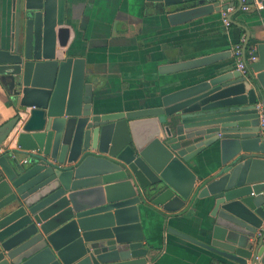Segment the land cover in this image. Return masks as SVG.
I'll return each instance as SVG.
<instances>
[{
  "label": "water",
  "instance_id": "obj_1",
  "mask_svg": "<svg viewBox=\"0 0 264 264\" xmlns=\"http://www.w3.org/2000/svg\"><path fill=\"white\" fill-rule=\"evenodd\" d=\"M149 1L170 26L227 7ZM233 15L244 72L220 64L228 50L163 64L162 75L196 72L118 109L66 47V0H10L0 86L15 114L0 125V146L9 139L17 150L0 154V264H150L141 211L182 216L193 197L204 201L200 238L169 234L203 248L210 264H264V43L248 63L250 33ZM204 152L219 157L206 177L190 165Z\"/></svg>",
  "mask_w": 264,
  "mask_h": 264
},
{
  "label": "crops",
  "instance_id": "obj_2",
  "mask_svg": "<svg viewBox=\"0 0 264 264\" xmlns=\"http://www.w3.org/2000/svg\"><path fill=\"white\" fill-rule=\"evenodd\" d=\"M232 2L219 6H233ZM237 6L230 13L234 21L248 29L257 53L258 45L264 43V0H251L247 11L239 10L235 15ZM221 11L170 26L149 0H66L65 26L70 31L66 47L85 58L90 75L99 83L97 97L118 109L138 107L174 90L180 79L196 72L162 75L159 66L213 52H231L239 43L245 31L236 25L225 26ZM1 16H10V0H0ZM8 26L6 23L4 29ZM220 64L233 70L232 53ZM9 98L0 86V125L15 114ZM0 147L17 150L9 139ZM218 162V153L204 152L190 165L198 176L206 177L215 173ZM184 208L182 216L168 218L162 217L160 207L141 209L144 243L151 249L150 264L211 263L203 248L167 232L172 227L200 238L206 217L204 201L193 197Z\"/></svg>",
  "mask_w": 264,
  "mask_h": 264
},
{
  "label": "built area",
  "instance_id": "obj_3",
  "mask_svg": "<svg viewBox=\"0 0 264 264\" xmlns=\"http://www.w3.org/2000/svg\"><path fill=\"white\" fill-rule=\"evenodd\" d=\"M218 1L219 3H227V2H231V1H235V0H215ZM242 2V6H241V10L243 11H247L249 9V6L247 5V3L245 2V0H241ZM234 9V6H228L226 7L225 10L221 11V16H222V22L225 26H230V22L227 20V15L232 12ZM243 37L240 39L239 43H237L236 45L233 46L231 53L234 56L235 59V67L237 68V70L244 72L245 71V63L243 61V56H242V42H243ZM245 60L248 63H253L255 61L258 60V55L256 53L255 48H251L246 57ZM260 107V105H258V108ZM259 128H260V132L261 134H263L264 136V114L263 112L260 110L259 111ZM3 152H5V150L1 149L0 147V154H2ZM11 156L13 157L14 154H11ZM2 178V172L0 170V179Z\"/></svg>",
  "mask_w": 264,
  "mask_h": 264
},
{
  "label": "trees",
  "instance_id": "obj_4",
  "mask_svg": "<svg viewBox=\"0 0 264 264\" xmlns=\"http://www.w3.org/2000/svg\"><path fill=\"white\" fill-rule=\"evenodd\" d=\"M245 2L247 3V5H249V3L251 2V0H245ZM232 4H233L234 8H235V6H237V2L236 1L232 2ZM237 13H239V12L238 11L235 12V15H237ZM254 42L255 41H253V40L250 39V42H249V44L247 46V49H246V55H247L249 49H251L253 47Z\"/></svg>",
  "mask_w": 264,
  "mask_h": 264
}]
</instances>
